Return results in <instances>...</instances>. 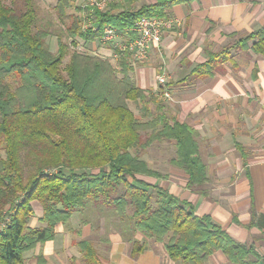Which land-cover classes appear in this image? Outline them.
<instances>
[{
	"label": "trees",
	"instance_id": "16d2710c",
	"mask_svg": "<svg viewBox=\"0 0 264 264\" xmlns=\"http://www.w3.org/2000/svg\"><path fill=\"white\" fill-rule=\"evenodd\" d=\"M71 1H56L60 25L55 26L50 19L38 24L33 0H0V221L9 217L0 231V264H24L23 253L52 239L54 226L86 202L113 208L132 233L142 232L182 264H205L217 251L232 264H249V255L256 254L252 246L235 240L209 215L196 214L186 201L137 178L166 177L141 153L171 139L169 164L186 174L187 188L204 193L208 177L197 130L170 115L155 93L136 85L129 52L112 60L69 50L78 39L100 38L105 26L130 28L142 16H165L174 4L189 0L94 7L85 29L88 7L67 12ZM48 36H55L54 50ZM250 39L251 50L264 57V25L240 38L239 47L248 49ZM229 56L230 47L210 53L177 83L212 76ZM128 101L136 103L140 118ZM45 168L56 171L46 174ZM34 202L42 208L43 225L32 227ZM146 245L134 241L131 256ZM79 246L84 264H102L88 241Z\"/></svg>",
	"mask_w": 264,
	"mask_h": 264
},
{
	"label": "crops",
	"instance_id": "0c3cea01",
	"mask_svg": "<svg viewBox=\"0 0 264 264\" xmlns=\"http://www.w3.org/2000/svg\"><path fill=\"white\" fill-rule=\"evenodd\" d=\"M136 1V7L155 2ZM167 15L180 19V26L165 29L161 40L151 43L147 60L131 61V75L138 87L157 95L170 115L197 130L208 179L204 193L187 188L186 174L169 159L165 170L153 167L166 177L137 178L186 201L196 214L209 215L235 240L253 247L256 254L249 255V264H264V57L251 50L253 39L248 49L238 45L264 25V0H189L174 4ZM223 47H230L229 61L212 76L177 83ZM99 53L111 57L114 49L102 47ZM160 72L166 74L168 98L156 81ZM41 215L34 202L29 225H43ZM122 224L113 208L86 202L54 226L52 239L25 251L24 264H84L82 240L102 264H182L157 242L132 257L133 242L146 236L122 232ZM205 264L232 263L217 251Z\"/></svg>",
	"mask_w": 264,
	"mask_h": 264
},
{
	"label": "built area",
	"instance_id": "2783aa9c",
	"mask_svg": "<svg viewBox=\"0 0 264 264\" xmlns=\"http://www.w3.org/2000/svg\"><path fill=\"white\" fill-rule=\"evenodd\" d=\"M125 0H87L80 5L81 8L88 7L90 13L83 21V29L91 26V11L95 7L97 9H106L110 3ZM85 11V10H84ZM181 20L168 15L157 16L149 15L142 16L136 24L130 28L118 29L113 26H105L102 29L100 40L104 43L112 44L118 52H114L113 56L116 58L120 53L129 52L131 61H145L149 55V48L151 43H158L161 40L162 32L165 29L178 27ZM96 30V26H92ZM156 81L160 85L162 96L168 98L170 96L166 87V74L160 72L156 74ZM56 168H45L44 173L49 174L55 172ZM9 217L6 215L0 221V231L6 228Z\"/></svg>",
	"mask_w": 264,
	"mask_h": 264
},
{
	"label": "rangeland",
	"instance_id": "374dc122",
	"mask_svg": "<svg viewBox=\"0 0 264 264\" xmlns=\"http://www.w3.org/2000/svg\"><path fill=\"white\" fill-rule=\"evenodd\" d=\"M57 0H33L36 8H37V16H38V24L44 23L46 20H52L55 26L60 25L59 19L56 16V12L54 6ZM87 0H72L71 5L67 12H74L73 6H80L82 3L86 2ZM130 2L129 7L135 8L136 7V0H126ZM5 3L11 4V0H4ZM48 46L51 50L56 48V39L55 36H48L46 39ZM111 47L114 49L112 44L104 43L99 38L94 39L92 41H83L78 39L75 44L69 46V50L76 49L81 52H86L91 55H98L104 57L99 53V49L102 47ZM112 60H115L116 57L111 54ZM67 61V58L64 59L62 66ZM129 107L133 110L134 115L137 118H140V113L138 110V106L133 101H128ZM174 154V141L171 139H165L161 141H157L152 143L149 147L142 151L141 156L150 163L151 167H154L160 171L165 170L168 167V159ZM165 165V166H164ZM166 167V168H165ZM98 206V205H96ZM122 232H129L131 233L130 229L122 224L121 225ZM144 241L147 243L146 247H149V243L157 244L156 242L148 239L145 237Z\"/></svg>",
	"mask_w": 264,
	"mask_h": 264
}]
</instances>
